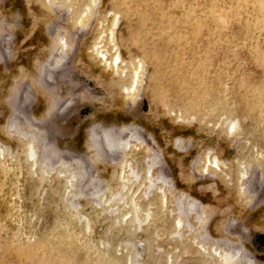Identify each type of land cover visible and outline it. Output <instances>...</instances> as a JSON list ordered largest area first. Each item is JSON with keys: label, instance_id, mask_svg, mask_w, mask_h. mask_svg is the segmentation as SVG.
Segmentation results:
<instances>
[{"label": "rangeland", "instance_id": "obj_1", "mask_svg": "<svg viewBox=\"0 0 264 264\" xmlns=\"http://www.w3.org/2000/svg\"><path fill=\"white\" fill-rule=\"evenodd\" d=\"M241 1L0 0V142L10 150L0 159V264H126L131 255L141 264H162L176 246L185 251L176 264H208L193 242L171 238L167 212L182 192L202 204L203 242L237 243L253 264H264V0ZM186 13L197 23L193 35H182ZM246 22L253 26L242 43ZM174 33L182 43L170 39ZM98 35H114L108 57L118 50V71L115 64L98 66L88 52ZM31 115L64 152L53 160H84L73 170L87 173L66 190L58 186L62 166L44 177L41 167L33 174L18 159L14 127ZM230 117L239 120L235 131L222 124ZM103 128L115 141L134 130L132 149L107 153L103 147L95 155L89 135ZM208 151L222 161L220 171L203 170ZM125 155L137 170L153 163L168 198L163 204L159 185L151 187L149 202H141L151 217L139 230L115 219L129 209L123 202L114 205L116 213L108 211ZM88 176L105 188L97 203L85 197ZM127 240L133 250L118 254ZM15 247L21 255L12 254Z\"/></svg>", "mask_w": 264, "mask_h": 264}, {"label": "bare ground", "instance_id": "obj_2", "mask_svg": "<svg viewBox=\"0 0 264 264\" xmlns=\"http://www.w3.org/2000/svg\"><path fill=\"white\" fill-rule=\"evenodd\" d=\"M121 5H126V4H121ZM129 5H127V6L129 7ZM253 5L256 6V2L255 1H253ZM260 5H261V3H260ZM260 5H259V7H260ZM262 6L263 5H261L260 8H262ZM88 7H89V5L86 4L85 8L87 9ZM123 7L125 8L126 6H123ZM243 7H244V5L242 3H240V2H238V9H239L238 12H241L240 10H242ZM210 8L212 9L213 6H209V4L207 3L206 9H207L208 17L211 16ZM245 8H246V6H245ZM124 10H126V9H124ZM228 12H229L228 10H224V11H222V14L218 13L217 17H220V16L222 17L224 14H227ZM134 13H136V12H134ZM186 14L187 15H183V20L184 21L182 23V26H183L182 35H185V34L193 35L194 34L193 31L196 28L197 23L191 20V18H190L191 14L190 15L188 13H186ZM243 24H244V26H243L244 27V31L242 32V35H240V37H241V42L242 43L243 42L246 43L247 39L251 36L250 35V33H251V29L250 28L253 25H250L247 22L243 23ZM200 27L203 28L202 26H200ZM171 35H172L170 37L171 40H175L178 43H182L181 39L177 38V36H176L178 34L174 33V34H171ZM100 36L101 37L104 36V37L100 38ZM186 36H188V35H186ZM99 38L101 40L103 39L105 42L103 44H100L101 41H98ZM256 40L258 41V39H256ZM58 43H60V45H62V47H64V45H66L62 38H60L58 40ZM89 45H90V49H89L88 52H90L91 54L94 53L96 55V57H97L96 61L98 63L97 64L98 66H99V63L101 64V62H103V64L105 66L107 65V66L113 68L112 65L115 64L116 67H114V71H118L119 70L118 60H120V54L117 52L118 50L117 51L115 50L108 57V55H109V46L111 45V47H110L111 52L116 46V43L114 42V35H98V36L93 38V40L90 42ZM254 45H256V43ZM4 49L6 51V49H8V48H4ZM6 53H8V52H6ZM123 71H124V68L122 69V72ZM135 76L137 77V74L134 72L133 78H135ZM124 90H125V88H124ZM15 98H17V97H15ZM20 98H21V96H20ZM198 99H200V98H198ZM14 100H16V99H14ZM19 100L20 99H18L16 101H19ZM14 105L15 104H13V103L10 104L9 108L14 110L15 109ZM224 108H226V107H224ZM20 110H21V108H20ZM222 113H224V112L222 111ZM230 118H227V120H225V122L222 123V124L224 126H226L227 131H235L236 127H238L237 125L239 123V120L237 118H231V119ZM24 121H25L24 125H19L18 128L14 127V122L12 121L10 123V128L14 127L15 132H16V136L19 138V140H21V145L20 146H16V151L18 153V159L22 160V161H24L26 163L27 170L29 169V171H32L33 174H38L39 167H41L42 171H43L42 173H44V177H45V175L48 174V172L53 168V166H55V165L62 166V169H60L59 175H58V176H60L59 177L60 180L58 181L59 182L58 186L61 187V186H64V184H65V186H64L65 190L67 189V186H69L68 183L73 182L72 185L74 184L73 179L76 178V177L78 178L77 175H79V177H80V174H84V173L86 174L87 173V170H84V168H81V166L80 167L75 166V170H73V168H74L73 165L74 164L75 165H79L80 162L84 161L81 158H75L73 160H64L63 157L61 156L57 160H53L54 158L52 159V156L53 155L55 156V154H57V153L61 154L63 152V150H61V149L58 150L59 148L58 149H54L52 147V143H50L48 141V139H47L45 130H42V128H40L37 125L38 124L37 123L38 120H37V118L35 116L31 115L30 117H25ZM21 123H22V121H21ZM25 126H27L28 129ZM103 129L98 132V133H100L99 136H97L96 133H92V132L89 135V139L91 140V146L90 147L92 149V152L94 151L95 155H97V156L100 155L101 152L103 151L102 150L103 147H104L103 149H106L107 153H112L114 151H118L121 148H124V150H126L127 148H129V149L131 148L132 149V145H130V141L129 140L131 139L130 138L131 136L136 134V132L134 130L131 131L130 134H128V136L121 137L120 141H117V140L115 141L113 137H110L113 131L111 129H108V130L107 129L103 130ZM113 134H112V136H113ZM6 151L7 152L10 151L9 147L8 146L6 147L5 144L0 142V159H2V158L4 159ZM18 159H17V161H18ZM12 162H13V160H12ZM14 162H15V160H14ZM221 163H222V161L220 160V158L218 157L217 154L208 151V152H206L204 154V165L205 166L204 165L203 166L205 168H203V170L206 169V171H207L208 169H212V168H214L215 171H216V169L219 170L221 167L224 166L223 165V166L220 167ZM118 164L120 165V167H119V174H117V175H118V180L121 181V184L118 187L119 189L118 188L116 189L117 191H115V192L112 191V193L109 192L110 194H109V198H108L107 202L109 203V205H111L112 203H113V205L108 208V211L109 210H111V211L113 210L116 213V210L114 209L116 207V206L114 207L115 204H118L120 206L121 204L124 203L125 206H129V209L121 212L122 213L121 215L120 214H116L115 215V219L117 218L116 219L117 221L119 220L123 224L125 223V225L129 223L130 225H133L134 228L137 227L136 229L139 230L143 226V224H145V223L148 224V222H149L148 219L151 217L150 208L149 207L142 208V206H141V202H143V203H144V201H146V202L148 201L149 202V199L151 197V187H153L154 185H159L156 188L157 189L156 195H159V198H160V200H161V202L163 204H164V202H168V198H166L165 195L162 194L163 193V187L161 186V184L164 182V180H163L161 174L158 173L156 175H153V173L151 172V169L154 166L153 163L149 162L148 164H145V166L142 165L141 169L137 170L135 168V164L133 165L132 162L130 161V158H128L127 155H125V156L121 157V160L118 162ZM225 165H226V163H225ZM238 165H240V164H238ZM238 165H236L237 167L234 166V168L235 169L238 168ZM64 167H70V168H67L68 170H65ZM231 167H232V165H231ZM41 168H40V170H41ZM240 169L241 168L239 166V170ZM245 170H246V168H245ZM212 171H214V170H212ZM234 171H236V170H234ZM93 173H94V171H93ZM31 174H29V175H31ZM241 175L244 177V173H242ZM238 181H240V179H238ZM87 184H88L87 186H90V190L87 189V191L89 190V192H88V194L85 197L88 198V199L91 198V199H93L95 201V203H97L96 199H99L98 197L100 196L101 193L104 194L105 188L100 189V187H98V184L96 183V181L91 179V177H89V176H88ZM133 186L135 187V190H132V192H130V189H132ZM107 190H109V187H108ZM137 191H139V192L136 195ZM66 193H68V192H66ZM78 193H80V192H78ZM59 194H61V193H59ZM63 195H64V193H63ZM173 198H175V202L173 201L174 202L173 205L171 206V208H168V212H167L168 213L167 214V220H168V223L170 225L171 238L175 239L176 241L181 240L184 243L188 242V241L189 242H193L194 246H195L194 250H196L197 253L201 254L203 256V258H205V260L208 261V264L209 263L210 264H253L254 260L252 258H250L246 254L245 248L242 247V246L238 247L237 243H236V246H235V244H232V245L231 244H228V245L227 244L215 245V244H209V243L203 242V241H206L205 239L208 237L207 236L208 233H206L207 232L206 231L207 230L206 229V224H204L206 222V220H205V218L202 217V215L199 213L200 211L198 210V208H200L202 206L201 202L197 201L196 199H194L192 196L188 195L185 192H182L181 195H177V196H175ZM104 200H105V198H104ZM123 205H122V207H124ZM96 206H97L96 208H98V209H99V207H101V209L106 207V206L102 207L100 205V203H99V207H98L97 204H96ZM108 211H105V212H108ZM117 212H119V211H117ZM118 215H120L119 218H118ZM163 223H165V222H163ZM86 226L88 228L87 224H86ZM159 234H160V232H159ZM156 235H157V233H156ZM67 236H68V234H67ZM155 237H157V236H155ZM198 239H200L201 241H199ZM212 241H213V239H212ZM216 241H218V240H216ZM228 243H230V242H228ZM231 243H232V241H231ZM124 244H125V248L123 250L121 248H119L117 250L118 254L120 252H124V251H126L128 253V250L133 248L131 243L128 240ZM158 249H161V248H157V250ZM12 251H13L12 254L14 256H19V255H21V252H22V250L19 247H15L14 249H12ZM180 252H181V248H179L177 246L172 248V249L170 248V250L165 253L164 259L163 258L161 259V262L163 261L162 264H176L177 259L175 261L173 259L174 258H178V256L180 255ZM183 252H185V251H182L181 253H183ZM26 253H28V252H26ZM113 254H115V253H113ZM130 254H132V253H130ZM122 255L123 256H121V257L123 258L124 255H126V253H123ZM132 256L133 255H131L129 257L127 256L126 261H125L126 264H133V263L134 264H141V261H139V260L133 261L132 260Z\"/></svg>", "mask_w": 264, "mask_h": 264}]
</instances>
